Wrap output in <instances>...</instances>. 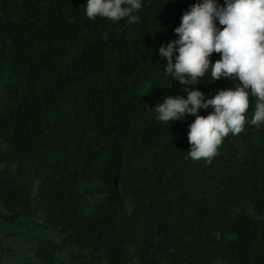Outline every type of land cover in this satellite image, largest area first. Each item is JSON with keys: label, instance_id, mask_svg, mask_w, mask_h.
Segmentation results:
<instances>
[{"label": "trees", "instance_id": "1", "mask_svg": "<svg viewBox=\"0 0 264 264\" xmlns=\"http://www.w3.org/2000/svg\"><path fill=\"white\" fill-rule=\"evenodd\" d=\"M199 2L141 0L130 25L90 20L87 0H0V233L33 238L38 264H264L256 98L211 163L188 156L194 116L153 111L239 84L164 72L158 50Z\"/></svg>", "mask_w": 264, "mask_h": 264}, {"label": "clouds", "instance_id": "2", "mask_svg": "<svg viewBox=\"0 0 264 264\" xmlns=\"http://www.w3.org/2000/svg\"><path fill=\"white\" fill-rule=\"evenodd\" d=\"M141 7V0H87L86 16L113 22L127 18L131 25L139 21L136 13ZM174 34L179 38L158 50L167 61L164 72L172 80L197 85L210 72L211 81H239L234 90H220L211 99L198 90L184 88L186 98L167 97L153 110L167 125L185 115L194 116L187 136L191 146L188 156L211 163L223 139L244 130L250 96L256 98L251 124L264 123V0H224L223 6L215 0H202L182 15ZM213 53L220 55L214 63L210 61ZM209 107L212 113L198 115L199 110Z\"/></svg>", "mask_w": 264, "mask_h": 264}, {"label": "rangeland", "instance_id": "3", "mask_svg": "<svg viewBox=\"0 0 264 264\" xmlns=\"http://www.w3.org/2000/svg\"><path fill=\"white\" fill-rule=\"evenodd\" d=\"M35 247L33 238L5 237L0 233V256L3 264H38L33 256Z\"/></svg>", "mask_w": 264, "mask_h": 264}]
</instances>
